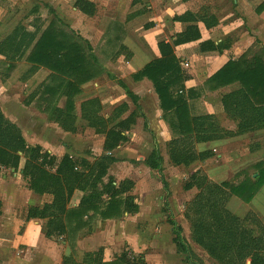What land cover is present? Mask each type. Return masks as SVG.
Instances as JSON below:
<instances>
[{
  "label": "crops",
  "instance_id": "1",
  "mask_svg": "<svg viewBox=\"0 0 264 264\" xmlns=\"http://www.w3.org/2000/svg\"><path fill=\"white\" fill-rule=\"evenodd\" d=\"M77 1L0 0L1 113L19 129L28 147H39L58 162L66 155L75 161L87 160L90 163L104 156L103 154L111 155L116 161L110 164L108 174L115 179L114 185L119 187L126 179L134 182L132 192L128 191L120 196L123 199L127 196L134 197L138 209L135 212L125 211L123 219L119 217L104 220L97 215L90 226L77 231V247H94L108 227L118 222L122 223L119 231L124 242L130 246L128 250L134 256L142 255L146 264H218L193 241L191 223L185 217L186 206L194 199L198 189H184V198L179 203L178 194L170 192L169 186L164 187L162 177L146 163L151 154L156 152L162 159L163 179L168 183L164 168L166 163L173 164L168 144L178 137V133L170 125L176 124L178 120L174 109L167 113L162 109L153 82L148 78L138 79L137 75L148 64L162 58L160 43L172 44L176 36L193 23L177 21L176 16L191 11L193 16L200 19L208 15L216 17L219 24L214 28H208L203 21L195 23L201 32L200 40L173 46L183 80L176 83L171 92L175 99L180 98L186 102L184 120L193 125L195 117L213 116L222 137L195 145L197 152L210 151L208 158L198 159L189 166L176 167H183L179 171V177L185 178L186 182L201 170L213 183L222 185L227 182L232 187L238 186L246 181V175L242 174L244 170L232 172V177H218L220 172L216 173L218 176L205 173L202 163H209L216 156L217 147H223L218 163H254L252 166L264 163L263 146L254 151L248 149L245 157H242L241 152L243 147L247 149L242 142L247 143L246 140L263 135L264 127L240 131V120L228 113L224 96L239 90L241 84L236 82L212 89L208 80L229 61H236L248 52H258L260 47L264 48V11L257 12L264 0H234L241 16L230 21L211 12L199 17L196 14L203 8L194 4V0H87L95 6L93 15L78 9ZM56 20L66 33L84 45L88 54L92 53L99 61L98 71L93 78L84 82H78L81 79L76 78V90L80 92L73 100L69 99L70 86L73 84L69 76H60L66 83L60 80L61 88L58 93H47L45 89L49 85L58 84L53 80L54 73L38 63L28 62V57L42 35ZM12 35L19 38L22 35L36 36L20 60L9 61L6 57L13 54L4 44ZM206 41H211L216 46L225 43L226 46L222 51L204 52L200 45ZM128 90L135 96V102L128 95ZM91 99L99 101L101 109L98 114L109 121V129L132 113L139 112L141 116L136 115V130L133 132L135 137L130 136L134 125L125 134L128 135L131 146L147 153L138 158L142 160L139 161L140 164L135 163L138 159L131 157L130 162L121 163L126 158L121 156L122 152L119 150L124 143L112 152L105 151V134L98 133L82 116V104ZM122 105H126L127 110L117 115L115 110ZM109 106L112 107L113 114L107 116L105 111ZM55 107L75 117L76 132L64 129L51 118ZM144 128L155 137L153 142L147 137ZM141 134L145 137L141 138L139 145L136 136L141 137ZM255 141L259 140L254 139ZM86 151H90L91 155L85 154ZM19 155L26 157L22 153ZM92 159L94 160L91 162ZM26 161L27 157L24 163L20 161L18 171L14 167L0 165V264H65V258L67 264H94V260L100 256L96 254V248L88 250L81 259H72L73 246L68 242L67 235L60 236L64 248L56 244L58 236H48L49 218L28 219L31 209L42 210L50 201L47 195L31 189L24 179L23 165ZM119 170L125 172L124 178ZM255 172L249 176L253 181L256 180ZM239 193L243 198L231 193L226 203L227 209L240 219H245L250 214L255 215L264 224V184L250 201L244 200L241 191ZM83 196V191L77 190L67 209L78 208ZM93 213L91 211L89 215ZM169 216L181 226L183 237L197 259L188 262L186 256L178 252ZM87 218L86 216L85 219ZM63 222L66 225L65 217ZM67 229L72 231L69 225ZM114 260L116 258H104L103 263ZM247 264H251V261L248 260Z\"/></svg>",
  "mask_w": 264,
  "mask_h": 264
},
{
  "label": "trees",
  "instance_id": "2",
  "mask_svg": "<svg viewBox=\"0 0 264 264\" xmlns=\"http://www.w3.org/2000/svg\"><path fill=\"white\" fill-rule=\"evenodd\" d=\"M76 7L88 15H93L95 12L94 4L87 0H78ZM263 11L264 2L257 8L258 13ZM175 20L193 23L184 32L179 33L176 39L172 41V44L160 43L162 58L148 64L137 76L138 79L148 78L153 82L164 112L175 110L178 122L170 125V127L178 133V137L169 142L168 151L175 166H189L198 159L204 160L208 158L211 153L210 151L197 152L195 149L196 144L221 139L222 135L220 134V127L213 116L195 117L193 125L192 122L183 119L186 102L180 98L175 99L171 92L172 87L183 80L182 69L179 60L174 54L173 46L196 42L201 39L200 29L195 23L203 21L208 28H214L219 23L214 15H208L206 18L201 17L200 19L193 16L191 11H187L184 15L176 16ZM35 37H30L29 35H22L20 38L13 35L10 36L4 44L15 55L8 54L6 55L7 59L9 61L22 59ZM224 46H226L225 43L224 45L221 43L216 46L211 41L202 42L200 45L201 50L204 52L222 51ZM86 50L84 45L66 33L56 20L42 35L28 57V62L38 63L54 73L52 75L53 80L58 84L56 86L49 85L45 89L47 93H58L61 88L60 80L62 83H66V80L61 79L60 76H69L73 80V84L70 86L69 99L73 100L76 94L80 92V90H76V78L79 77L81 79L78 82H84L93 78L96 71H98L99 61L97 57L92 53L88 54ZM236 82L241 84V88L224 96L226 110L240 120V131H246L258 126L264 127L263 47H260L258 52H248L236 61H229L208 80V84L211 85L212 89L228 86ZM127 93L135 102V96L129 90ZM100 109L101 105L97 99L88 100L82 104V116L98 133L105 134L104 148L109 153L128 140V135L125 133L136 124V114L132 113L127 119L109 129V121H106L98 114ZM126 110L127 106L122 105L115 111L118 115ZM51 114V118L64 129L76 132L75 117L71 113L55 107ZM19 153L27 157L23 171L24 175L29 177L31 189L44 194L47 192V187L38 188L37 182L49 178L50 183H52L53 203L51 205L47 204L42 210L31 209L28 217V219L49 218V237L64 235L68 225L70 230L72 229V231L68 230V233L73 235V233L90 226L97 215L106 220L117 218L125 211L135 212L138 209L133 204H129L131 210L129 208L128 198L133 201V197L127 196L125 199L121 196L115 197L116 195L125 194L129 190L123 188L126 181L116 187L112 179H109L108 183H103V185L100 183L101 193L106 194L110 198L107 202L101 204V202L98 203L99 201L95 200L98 199L97 196H85L78 208L67 209L74 193L71 197V191L68 187H66V190L64 180L69 183L73 179L72 176L86 177L88 174L78 173V166L84 165L91 171L97 169L94 179L100 181L108 175V168L116 159L111 155H104L91 164L87 160L75 161L66 155L58 162L56 174H50L43 167V164L47 163V161L54 163L57 161L56 158L46 152H42L39 147H28L19 129L10 123L0 111V165L16 168L21 161ZM161 162L162 159L156 152H153L150 158L146 160V163L162 177L163 186L166 187L167 185L162 175ZM252 168L256 171V180L253 181L251 177L247 176L246 181L236 187H232L227 182L222 185L213 183L201 170L193 174L190 181H187L184 185L185 190H190L194 187L198 189V193L187 204L185 211V217L191 223L192 239L197 245L206 250L218 264H247L248 260L251 261V264H264L263 223L252 214L245 219H240L226 207L231 193L243 198L242 194L239 193L241 191L244 194V200L250 201L255 192L264 184V163H257ZM128 184H131V182ZM80 189L77 188L76 190ZM81 191L83 190L81 189ZM110 191L112 192L109 193ZM57 208L60 214L56 213ZM91 211L94 213L90 216L89 213ZM86 216L88 217L87 219H85ZM64 217L66 225L63 222L64 227L57 230L56 221L60 218L63 221ZM168 221L174 229V242L177 245L178 252L184 254L188 262L191 259H197L187 240L183 237L181 226L171 216H169ZM119 258L102 264H128L125 257V259ZM139 261L140 264H146L142 255H140ZM65 264H67V258H65Z\"/></svg>",
  "mask_w": 264,
  "mask_h": 264
},
{
  "label": "rangeland",
  "instance_id": "3",
  "mask_svg": "<svg viewBox=\"0 0 264 264\" xmlns=\"http://www.w3.org/2000/svg\"><path fill=\"white\" fill-rule=\"evenodd\" d=\"M194 4H197V6L201 5V8H203L200 13L196 14L198 16L206 14L208 12H211L212 14L216 13L219 17H221L223 19L225 18L226 21L235 20L236 18L241 16V14L237 10L238 9L237 8L238 5H236L234 0H194ZM204 8H208V10H204ZM232 14H234V15L231 16ZM232 40L233 39L231 38V41ZM105 112H106L107 116L112 115L113 114L112 107L109 106V108ZM136 115H137V117L141 116L138 111H136ZM135 126L136 125H134L132 127V129L130 130V136L131 137H135V135H133L134 130H136ZM144 131H145L147 137L150 138L152 140V142H153L155 137L152 136L148 132V130H146L145 128H144ZM140 136L141 137L136 136L137 141H139L138 142L139 145L141 143L140 142L141 138L145 137L143 134H141ZM254 139L255 140H259V141H257V142L255 141L254 142ZM128 141H129V139L126 142H128ZM246 142L247 143H245V141L242 142V144H244L246 146V148H247V149H245L243 147V149L241 150L242 155H243L242 157H245V156L248 155L247 154L248 149L250 151H254L256 148H262V146L264 147V134L255 136L254 138H250L249 140H246ZM130 144L131 143L129 141L128 143H124V145L121 147V149L119 148V150H121V152H122L121 156L122 157H126L123 161H121V163L130 162V157H131V159H138L139 157L144 156L145 154H147V153H145L143 151H138L139 149L137 147H133ZM237 146H239V145H237ZM217 148H218V152L215 153L216 156L213 159H211V161H208L209 163H202L203 164L202 169L204 170V172L206 171L205 173H207V174L211 173L212 175L218 176L216 173L220 172L219 173L220 175L218 177H221L223 175H227L229 177H232L234 175V174H232V172L237 173L239 170L240 171L244 170L242 174H245L246 177H247V176H251L252 173L255 171L251 167L254 163H218V161H220L219 155H221L220 153H222L223 147L222 148L221 147H217ZM166 150H167V147H166ZM115 153H113V154H115ZM85 154H88L90 156L91 152L90 151H86ZM103 155H106V154H103ZM21 159H22L21 163H24L23 161L26 159V157H21ZM93 160L94 159H92L90 161L92 162ZM139 161L142 162L141 159H138V161H136L135 163L136 164H140L141 162H139ZM252 161H255V160H252ZM21 163H19L18 166L16 167V171L19 170V168L21 166ZM85 164H87V163H85ZM25 165H26V163L23 165V169H24ZM58 165H59L58 161H56L54 163H49L47 161V163L43 164V167L46 169V171L48 173L56 174V172L58 170V168H57ZM207 165H208V168H207ZM78 167H79V169H78L79 172L75 170L76 172L85 173V174H88V175L86 177H74V176H72L73 179H71L69 181V183L64 180V183L66 185L65 188L68 187V189L71 191V197H72V194L77 191L76 190L77 188H81L83 190V193H84L83 197H85V196H93L94 195V196L98 197V199H95L96 201H99L98 203L101 202V204H104L105 202H107L109 200V198L107 197L106 194L101 193V184L100 183H102V185H103V183H108L109 179H112L113 181H115L113 176H110L108 174L104 179H102L100 181H97L96 179H94V175L96 174L97 169H94V170L91 171V170L88 169V167H85L84 165L83 166L79 165ZM181 168H183V167H181ZM181 168H177L172 163H168V164L166 163V167L164 168L165 180L168 182L167 183L168 185L166 184L167 185L166 188L169 186L168 189H169L170 192L173 191L176 194H178L179 203L184 198V196H183L184 192L183 191H185L184 190V185L186 183V179L185 178L182 179V178L179 177V174H180L179 171H181L180 170ZM207 169L209 170V172H208ZM81 171H84V172H81ZM119 174L123 178L126 176L125 172L122 171V170H119ZM24 179L27 181L28 185H30L29 184L30 183L29 177L24 175ZM125 181H126V183L124 184L123 188H125V189H127V190L132 192V188L134 187V182H132L131 184H128V183H130L131 180L126 179V180H123L122 183L125 182ZM51 185H52V183H50L49 178L48 179H42V180H39L37 182V187L38 188L47 187V189H46L47 192H45L43 195H47V198L50 201V203L48 205H51L53 203V201H54V196H53V193H52ZM140 187H143V186L140 185ZM66 190H67V188H66ZM111 192L112 191H110L109 193H111ZM164 193H165V191H164ZM49 196H50V198H49ZM118 196H120V195H116L115 197H118ZM129 197H131V196H129ZM128 200H129L128 205L129 204L130 205L131 204L136 205V202L134 200L130 201L129 198H128ZM130 205H129V208H130ZM130 210H131V208H130ZM56 213L60 214L58 212V208L56 209ZM119 217L123 219L125 217L124 213L121 214ZM119 217H117V218L119 219ZM121 225H122V223L119 224L118 222L110 225L108 227L107 231L104 232L99 237L97 243L94 244L95 245L94 247H93V245H82V249L77 247L78 234L77 233H73V235H71L70 233H68V229L65 227L66 231L64 232V234L65 235L68 234L67 235L68 236L67 240H68L69 243L71 242L70 243L71 247L73 246V253H72V257L73 258L72 259H74V257H77L78 259H81V258H83L84 254H86L88 252V250L96 248V250H97L96 254H99L100 256L98 257V259L95 261L94 264H102L104 258H106V259H109V258H112V259H114V258L117 259L118 258V259H120L119 257H121L123 259L126 258V261L128 262V264H140V261H139L140 255L134 256L135 254H133L131 250H128L130 248V246L127 245L124 242V240H123V235L119 231L120 227H122ZM63 227H64L63 221L60 218V219H58L56 221V229L59 230V229H61ZM88 235H90V234H88ZM88 235H86V237ZM56 239H58L56 244H58L59 246L63 247V245L61 243V241H62L61 238L57 237ZM63 240H66V239L63 238ZM75 248H77V250ZM108 250H110V251H108ZM103 256H104V258H103Z\"/></svg>",
  "mask_w": 264,
  "mask_h": 264
},
{
  "label": "built area",
  "instance_id": "4",
  "mask_svg": "<svg viewBox=\"0 0 264 264\" xmlns=\"http://www.w3.org/2000/svg\"><path fill=\"white\" fill-rule=\"evenodd\" d=\"M186 66H188V64H186Z\"/></svg>",
  "mask_w": 264,
  "mask_h": 264
}]
</instances>
